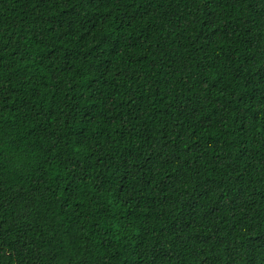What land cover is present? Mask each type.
<instances>
[{"label":"trees","instance_id":"trees-1","mask_svg":"<svg viewBox=\"0 0 264 264\" xmlns=\"http://www.w3.org/2000/svg\"><path fill=\"white\" fill-rule=\"evenodd\" d=\"M0 264H264V0H0Z\"/></svg>","mask_w":264,"mask_h":264}]
</instances>
